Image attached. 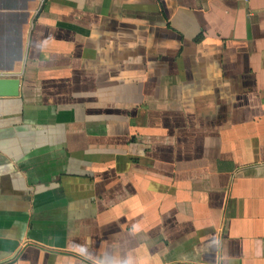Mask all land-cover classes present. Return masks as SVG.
I'll return each mask as SVG.
<instances>
[{"label":"crops","instance_id":"0c3cea01","mask_svg":"<svg viewBox=\"0 0 264 264\" xmlns=\"http://www.w3.org/2000/svg\"><path fill=\"white\" fill-rule=\"evenodd\" d=\"M0 264H264V0H0Z\"/></svg>","mask_w":264,"mask_h":264},{"label":"water","instance_id":"95a60500","mask_svg":"<svg viewBox=\"0 0 264 264\" xmlns=\"http://www.w3.org/2000/svg\"><path fill=\"white\" fill-rule=\"evenodd\" d=\"M20 80L0 77V97H15L19 94Z\"/></svg>","mask_w":264,"mask_h":264}]
</instances>
